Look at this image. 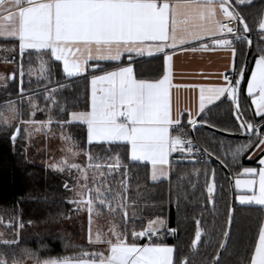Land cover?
Masks as SVG:
<instances>
[{
	"label": "snow or ice",
	"instance_id": "6c2138e0",
	"mask_svg": "<svg viewBox=\"0 0 264 264\" xmlns=\"http://www.w3.org/2000/svg\"><path fill=\"white\" fill-rule=\"evenodd\" d=\"M237 5H253V0H0V39L11 41L15 45L11 48L0 49L16 52L20 57L17 71L20 78V97L24 96L23 78L25 76L23 58L25 53L31 57L36 55L39 60V73L43 79L48 77V62L44 56H50L55 61L62 62L63 72L68 78L82 75L90 60L120 61L125 53H135L136 56L164 53L165 72L162 78H137L132 66H118L115 70L104 71L102 75L93 74L91 77L90 110L68 111L56 99V93L67 85L59 88L45 89V100L52 108L59 107L63 115L54 119L52 108L40 109L28 97L32 109L30 116L35 117L37 111H46L47 120L37 121L33 118L25 120L16 105L20 101H8L7 111L19 119L20 124L36 126V131L42 129L51 131V125L56 124L60 131V138L64 141L67 152L73 158H62L52 169L58 173L67 172L73 177L72 186L68 181L63 183L66 191L74 196L65 199V203L72 205V212H86L88 217L87 243L74 256L41 257L38 253L24 249L17 258L16 249L20 245V234L24 228L32 227L34 221L25 222L22 212L11 216L7 221L0 216V225L11 233V239L0 233V246L6 251L0 253V264H23V257H28L34 264H196L195 260L176 257L175 246L156 242L162 238V229L171 235H176L177 229L166 227L167 220L150 219L147 227L139 231L133 226L140 218L136 211L139 201L132 199L131 169L138 163L151 165V181L155 184L159 179H169V157L174 152L193 155L197 148L191 139L182 135L181 114H173L170 89L171 60L166 49H176L178 46L192 44L196 41L212 37L215 46L229 50L233 57V73L236 78L224 75V85L217 87H201L199 96V112L212 111V106L222 97L231 100L234 116L238 122L240 134L246 136L247 142L240 144L232 152V163L239 164L240 157L246 153L248 159L259 151L257 160L259 165L243 169V175L248 179L235 180L238 190H245L251 195H238L236 199L241 205H258L264 208V47L256 44L254 67L247 78V96L255 108L253 116L259 120L255 123L245 119V111L241 108L239 92L245 80L247 57L237 71L235 66L236 48L234 42L246 43L249 49L253 40L248 33L253 31L246 19L237 10ZM222 17V19H221ZM257 35L264 39V8L258 19L254 21ZM235 25V26H233ZM219 37V38H217ZM193 51L197 49L192 48ZM200 50H207L202 48ZM131 55L129 60H131ZM5 63H15V58H3ZM99 68L100 65L96 64ZM36 69L29 67L28 76H32ZM16 79V74L9 77L0 75V80ZM50 82V81H49ZM4 87H7L5 84ZM4 116V113H0ZM207 123V121H203ZM4 125L10 126L7 119ZM196 121L189 113L187 124L195 128ZM82 125L86 129L87 148L81 146L71 134L65 135L66 127ZM209 127H215L208 124ZM24 132L30 139L32 132L28 128L15 127L10 136V142L15 150L18 137ZM93 146L100 147L105 155L93 154ZM123 146L122 156L120 147ZM27 148H25V152ZM197 151L199 149L197 148ZM83 155L86 163L81 165L75 158ZM205 155L211 153L205 151ZM224 164V161L221 160ZM226 166V165H225ZM199 175V173H197ZM206 177V191L209 203L215 209L214 195L216 192V170H211V179ZM183 179V178H181ZM175 204L180 207V199L187 198L181 191V185H176ZM139 185L135 196L140 197ZM169 203H172V192L169 190ZM38 199L48 202V194H39ZM131 210V211H130ZM114 218L119 217L117 223L113 219L108 233L97 229L92 231L94 217L104 212ZM68 214L49 217L48 222L70 220ZM234 209L226 213L225 226L221 230L217 251L214 259L201 264H229L231 253L229 242L231 239ZM201 221H196L195 238L191 248L195 251L204 235ZM147 238L148 242L138 244L137 241ZM69 247L65 244V249ZM10 250V251H9ZM241 264H264V223L258 229L257 238L251 245V251L240 257Z\"/></svg>",
	"mask_w": 264,
	"mask_h": 264
},
{
	"label": "trees",
	"instance_id": "16d2710c",
	"mask_svg": "<svg viewBox=\"0 0 264 264\" xmlns=\"http://www.w3.org/2000/svg\"><path fill=\"white\" fill-rule=\"evenodd\" d=\"M237 10L253 27L251 32L253 37V57L250 65V75L254 59L256 44L264 47L257 33L254 21L258 19L260 11L264 8V0H253V5H237ZM13 42L0 40V48L5 46L10 48ZM15 46V45H14ZM247 53V44L238 43V71L240 70ZM28 54L26 53V56ZM29 56V55H28ZM31 63L37 62L36 55L33 54ZM48 62V77L40 81L31 83L24 82V94H36L38 100L45 94L46 87L59 88L61 84L67 87L56 93V99L61 106H66L68 111H84L90 107V79L89 75L104 71L115 70L118 66L127 64L134 65V71L137 78L159 79L162 77L165 69L164 61L161 56L144 58L136 57L133 61L128 62L127 58L121 62L99 63L103 67L97 71L76 78H67L63 68L58 61L45 56ZM25 63V67H26ZM246 78V81H247ZM25 79V78H24ZM26 80V79H25ZM50 81V82H49ZM246 81L242 87L240 95V105L245 111V119L252 122L259 120L253 116L254 109L251 98L246 95ZM20 86L17 79L9 81L7 87L0 88V107L7 104L8 101L18 100L20 97ZM44 98V97H43ZM45 108H52L50 103H45ZM234 105L231 100L225 98L220 104L212 108L211 112H205L199 122L214 125L215 128L222 131L240 134L238 122L234 116ZM54 119H60L63 115L59 107L52 108ZM46 116L38 117V120H46ZM42 118V119H41ZM54 126H57L54 124ZM58 127V126H57ZM69 128L70 134L82 147L87 148L86 129L81 125H73ZM13 129L0 125V216L7 221L11 216L22 212V219L27 222L34 221L32 227H25L20 234V245L16 249L17 258H21L24 249L38 253L41 257H59L63 255H77L80 249L76 246H83L85 250L90 246L87 243L88 235V217L86 214L72 212V205L65 203V199L74 196L73 192L66 191L63 183L68 181L70 186L73 183V177L67 172L58 173L37 162L27 159L25 149L19 139L15 150L10 142V136ZM196 138L201 148L219 161L223 160L229 169L233 178H235L243 168L256 165L250 162L246 153L240 157L239 164L232 163V152L246 140L231 139L212 133L204 129L196 130ZM121 155H124L123 147L118 149ZM93 154L105 155L103 150L98 146H93ZM216 170V192L214 195L215 209L213 204L209 203L206 191V177L211 179V170ZM132 172V199L139 201L136 209L140 217L134 225L130 224L129 228L135 227L137 231L146 228L150 219L160 218L167 220V227L176 228V235L168 232L162 235V238L156 242L175 246L177 249L176 257H183L190 261L195 260L196 264L214 259V253L218 250L217 245L221 238V230L225 226L226 213L231 206V189L227 176L223 170L213 161L206 163L176 161L171 164L170 177L167 180L157 181L155 184L150 180V169L146 164H138L131 169ZM199 173V175H197ZM183 178V179H181ZM181 185V191L186 193L187 198L183 196L180 199V207L177 209L175 204V193L177 183ZM139 185L140 197L135 196ZM172 192V203H169V190ZM47 193L48 202L44 203L38 199L39 194ZM131 211V210H130ZM59 214L71 215L70 220H59L58 222H48L49 217H55ZM103 221L116 220L120 218L113 217L106 211L98 216ZM264 208L260 206H242L236 203L234 221L232 225L231 239L229 242V264H241L240 257L251 251V245L257 238L259 226L263 222ZM200 220V227L204 233L197 250L191 248L192 241L195 238L196 221ZM0 233L5 238H13L12 233L3 225H0ZM145 240H139L143 243ZM65 244L69 247L65 249ZM6 251L0 246V253ZM10 251V250H9ZM33 262L28 257H23V264Z\"/></svg>",
	"mask_w": 264,
	"mask_h": 264
},
{
	"label": "crops",
	"instance_id": "0c3cea01",
	"mask_svg": "<svg viewBox=\"0 0 264 264\" xmlns=\"http://www.w3.org/2000/svg\"><path fill=\"white\" fill-rule=\"evenodd\" d=\"M213 39L214 38L212 37H208L204 40L193 42L192 44L178 46L176 49H171V48L166 49L167 53L172 56V60H171L172 87L170 89V99H171L172 110H173L174 115H176L177 112L181 114L182 126H189L187 124L189 113H191V117L193 120H195L196 122H199V119L201 118V116L205 112H207V109L205 110L204 113L199 112L200 88L201 87L207 88V87L223 86L224 85L223 76L233 74V70H232L233 57H232L231 51L215 46L213 44ZM0 40H3V39H0ZM193 47H195L197 50L193 51L192 50ZM205 47L207 48V50H200ZM235 48H236L235 66L238 71V44H235ZM130 55L131 57H144V58H152V57L161 56L164 61V53H155L151 57H149L147 54L143 56H136L135 53H132V54L125 53L120 61L90 60L88 63L90 67H92L93 65H96L99 63L121 62L123 59L129 58ZM59 63L61 64L63 68L62 62H59ZM129 65L134 68V65L132 64H127L123 66H129ZM90 67H88L86 71L80 76H84L88 74L90 72ZM253 67H254V63H253L252 68ZM164 72H165V69H164ZM102 74L103 72L96 73V75H102ZM92 75L93 74L89 75L90 101H91V77ZM72 78H76V77H72ZM246 88H247V84H246ZM246 88H245V92H246ZM225 98L226 97H222L221 100L217 101L216 104L212 106V108L220 104ZM253 109L255 111L254 106H253ZM89 110H90V107H89ZM259 157H260L259 151H256V154L252 155L251 160H249L247 157L248 161L256 163V165H252L248 167L258 168L259 165L257 163V160L259 159ZM169 161H170V157H169ZM138 164H145V163H138ZM146 165L149 166L150 180H151V165L150 164H146ZM243 169L234 178V185H235V180L237 178L241 180L248 179L247 176L242 174ZM167 170L169 171V177H170V173H171L170 163H169V166L167 167ZM161 180H167V179L161 178L158 181H161ZM235 191H236V197L238 195H251L250 192H247L245 190H238L236 189V187H235ZM236 203L238 205H241L239 204L237 199H236ZM242 206H258V205H242ZM262 223H264V218H263ZM165 230L166 228L163 229L162 232H164ZM154 238L156 237H153L152 239ZM144 240L145 241L143 243H139V241H137V243L144 244L148 242L147 238H145ZM168 246H172V245H168ZM175 256H176V253H175ZM26 264H34V261L28 262Z\"/></svg>",
	"mask_w": 264,
	"mask_h": 264
},
{
	"label": "rangeland",
	"instance_id": "374dc122",
	"mask_svg": "<svg viewBox=\"0 0 264 264\" xmlns=\"http://www.w3.org/2000/svg\"><path fill=\"white\" fill-rule=\"evenodd\" d=\"M11 47H14V45ZM0 49H6V47L2 46V48ZM4 57H8L9 59H12L14 57L15 63H11V62L5 63L3 60ZM31 59L32 57H29L28 55L26 56V53H25L24 58H23V63H24V70H25L24 78L26 80L23 78V83L24 82L31 83L33 81L37 82L43 79L40 77V73H39V60H36L37 62L31 63V67L33 69H36V72H34L32 76H28L27 70L29 67V60ZM43 59L49 62V60L46 59L45 56L43 57ZM25 63L27 64L26 67H25ZM19 64H20V57L18 54V48L16 52L0 50V75L4 77H9L15 73L16 79L18 81V85L20 86V83H19L20 78H19L18 71H17ZM9 81L10 79L0 80V88L4 87L5 84L8 85ZM42 95L44 98L42 97L40 98V100H38V97H36L37 96L36 94H24V96L19 97L18 100H13V101H20L16 105V107L23 114V118L25 120L29 118H33L30 116L32 109L29 105V100H28L29 96L33 98V103L37 104L40 109H46L44 105L46 103L45 94H41V96ZM5 105L0 107V113H4V116H0V125L5 126L3 123V120L7 119L10 122V126H7V127L12 128L13 131L15 127L19 126L22 129L27 127L28 130L32 132V136L30 139L26 136L24 132H21L20 137H18L24 149L27 148V151H26L27 159L31 160L32 162H37L38 164L46 166L50 169H52L50 165L56 164L58 161H60L64 157H68L71 162L73 158L67 152L66 150L67 146L65 145L64 141H62L60 138L61 131L59 127L54 126L53 124L50 126L51 127L50 132L47 131L46 129H42L41 131L37 132L35 130L36 129L35 125L27 126V125L20 124L19 119L16 117H13V115L7 111ZM46 113H47L46 111L44 112L37 111L36 116L33 119L37 121H41V120H38L37 118L38 117L44 118L46 116ZM69 134H70L69 128H66L65 135H69ZM75 162L83 165L86 163V158L83 155H80L78 158H75ZM73 175H75V172H73ZM82 213L86 214V212H82ZM111 223L112 221L100 220L98 216L94 217V223L92 225L93 234H95L97 229H100L104 233L107 234Z\"/></svg>",
	"mask_w": 264,
	"mask_h": 264
},
{
	"label": "water",
	"instance_id": "95a60500",
	"mask_svg": "<svg viewBox=\"0 0 264 264\" xmlns=\"http://www.w3.org/2000/svg\"><path fill=\"white\" fill-rule=\"evenodd\" d=\"M248 37L253 40L252 34L251 32L248 33ZM247 57V67L245 68V80L242 82L241 86H240V92H239V101H240V95H241V90L242 87L246 81V78L248 76L249 73V69H250V65L252 63V57H253V46L251 49H249L248 45H247V53L245 55ZM136 57H132L131 60H129V58H127L128 62H131L135 59ZM244 63V62H243ZM243 65V64H242ZM103 66L100 65L99 68L95 67V65H93L92 67H90V71L94 72L97 71L99 69H101ZM12 80V79H11ZM197 129H204L207 131H210L212 133L224 136L226 138H231V139H239V140H246L248 139L246 136H242L241 134H234V133H230V132H226V131H222L220 129H217L215 127H209L207 123H202V122H197L195 128L191 127V134L192 137L196 143V145L198 147L201 148L200 144L197 141L196 138V130ZM212 161L215 162L225 173V175L227 176L228 180H229V184H230V189H231V206L230 209H234V213H235V205H236V191H235V185H234V178L232 176V174L230 173L229 169L225 166V164H222L221 161L213 158L212 156H210Z\"/></svg>",
	"mask_w": 264,
	"mask_h": 264
},
{
	"label": "built area",
	"instance_id": "2783aa9c",
	"mask_svg": "<svg viewBox=\"0 0 264 264\" xmlns=\"http://www.w3.org/2000/svg\"><path fill=\"white\" fill-rule=\"evenodd\" d=\"M235 26V25H233ZM261 41L264 43V39L261 38ZM235 44H238L239 42H234ZM229 77L232 78H236L235 73L233 74H229ZM183 127V132L182 133H174V134H179L182 135L183 138L185 139H191L194 143V145H196L192 134H191V127L192 126H182ZM197 146V145H196ZM197 148L199 149V151H197ZM193 149V155L189 158L187 157V153L181 154L180 152H174L171 154L170 156V164H172L173 162L176 161H188V162H198V163H206V162H210L212 161L211 157L208 155H205V151L198 147ZM163 234L167 233V230H165L164 232H162Z\"/></svg>",
	"mask_w": 264,
	"mask_h": 264
}]
</instances>
